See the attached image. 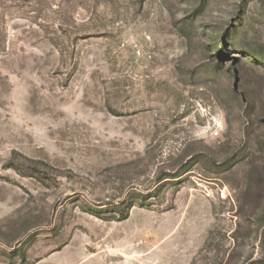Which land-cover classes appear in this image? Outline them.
I'll return each mask as SVG.
<instances>
[{
	"label": "rangeland",
	"instance_id": "1",
	"mask_svg": "<svg viewBox=\"0 0 264 264\" xmlns=\"http://www.w3.org/2000/svg\"><path fill=\"white\" fill-rule=\"evenodd\" d=\"M0 264H264V0H0Z\"/></svg>",
	"mask_w": 264,
	"mask_h": 264
},
{
	"label": "trees",
	"instance_id": "2",
	"mask_svg": "<svg viewBox=\"0 0 264 264\" xmlns=\"http://www.w3.org/2000/svg\"><path fill=\"white\" fill-rule=\"evenodd\" d=\"M15 170V169H14ZM133 177H135V175L133 174ZM162 180H158L157 184H159ZM137 190L135 188L131 189L132 194H130V196L127 198V200H124L122 202H118L116 204L113 205L114 207V213H117L119 216L117 217L116 215H111V216H106L112 220L115 221H124L128 218V211L134 206V204L136 203V198L132 197L131 195H133ZM98 217V216H96ZM103 218V219H108V218Z\"/></svg>",
	"mask_w": 264,
	"mask_h": 264
}]
</instances>
